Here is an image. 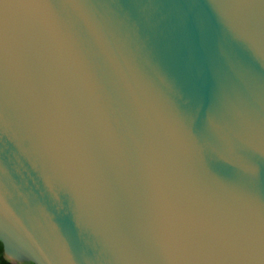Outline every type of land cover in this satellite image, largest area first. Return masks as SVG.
<instances>
[{
  "label": "water",
  "instance_id": "1",
  "mask_svg": "<svg viewBox=\"0 0 264 264\" xmlns=\"http://www.w3.org/2000/svg\"><path fill=\"white\" fill-rule=\"evenodd\" d=\"M0 243L264 264V0H0Z\"/></svg>",
  "mask_w": 264,
  "mask_h": 264
},
{
  "label": "trees",
  "instance_id": "2",
  "mask_svg": "<svg viewBox=\"0 0 264 264\" xmlns=\"http://www.w3.org/2000/svg\"><path fill=\"white\" fill-rule=\"evenodd\" d=\"M0 264H13L4 258L1 243H0Z\"/></svg>",
  "mask_w": 264,
  "mask_h": 264
}]
</instances>
